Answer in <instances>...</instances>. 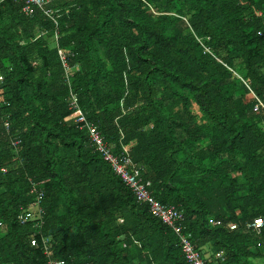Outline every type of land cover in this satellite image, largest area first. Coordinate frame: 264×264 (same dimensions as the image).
Returning a JSON list of instances; mask_svg holds the SVG:
<instances>
[{"label":"trees","instance_id":"1","mask_svg":"<svg viewBox=\"0 0 264 264\" xmlns=\"http://www.w3.org/2000/svg\"><path fill=\"white\" fill-rule=\"evenodd\" d=\"M23 7L0 0V264H189L70 119L73 95L203 257L264 264V110L251 92L264 103V0H55L56 21ZM33 183L45 215L23 224Z\"/></svg>","mask_w":264,"mask_h":264},{"label":"built area","instance_id":"2","mask_svg":"<svg viewBox=\"0 0 264 264\" xmlns=\"http://www.w3.org/2000/svg\"><path fill=\"white\" fill-rule=\"evenodd\" d=\"M24 2L23 7V14L25 16L31 17L35 14V10L38 9L39 11L43 12L45 16L52 19L53 21H56L57 13L50 9L49 6L55 1V0H22ZM257 15L260 17L264 16V12H257ZM261 36L262 34L259 33ZM199 42L203 45L206 52L213 55L212 50L207 47L201 40ZM214 56V55H213ZM61 60L67 70V75L71 74L69 73V67L67 65V57L64 54H61ZM220 63H222L225 67H227L236 77L239 81L244 83L248 88H250L249 82L245 81L235 70L228 67L225 63H223L221 60L218 59ZM3 78H0V81H2ZM255 96V95H254ZM257 105L255 110L260 111L264 110V103L256 97ZM72 115L70 119H75L76 122H78L81 125L82 129H87L92 145L96 148V151L99 152L104 160L109 163L112 168L115 170V173L118 174L120 177L124 179V181L129 185L135 194L138 197V200L141 202H145L149 204V212L154 217L160 220L164 225H166L168 228L173 230L176 235L179 238V242L182 248V251L187 259V262L189 264H225L226 263V256L223 252H219L213 255V253L207 254L205 257H203V254L201 251H198L194 244L192 243L191 235L184 232L181 225H178L177 222H180L179 220L182 219L181 213L177 210L174 206H168L164 205L161 202H159L154 196H152L149 186L150 183L144 184L142 183V180H137L138 174L136 175H130L127 171V167L123 164L122 159L117 157L111 150V148L108 147V145L105 143L103 137L97 130V127L88 122L85 114L83 113V110L81 109L79 105V100L77 96H72L71 101V108ZM9 125L7 124V128ZM126 162V164H129L130 161L128 159L123 160ZM9 167L2 168L1 172L6 174L9 172ZM33 193L36 195V201L31 204L30 208L27 210H22L23 213L19 217L20 221L25 224L27 222H41L43 220V217L45 215V211L41 206V203L44 198V192L42 189L39 188V184L33 183ZM41 223L37 224L36 226L40 227ZM250 229H253L255 232L260 234L261 229L263 227V221L262 220H256L254 224H251L248 226ZM4 228L3 223L0 221V230ZM237 227L235 225L231 226L232 230H235ZM45 244V254L49 256V245L51 244V238H45L43 241ZM32 246H37V241L33 239L31 241ZM49 264H65L63 261H56L51 260L49 261Z\"/></svg>","mask_w":264,"mask_h":264},{"label":"rangeland","instance_id":"3","mask_svg":"<svg viewBox=\"0 0 264 264\" xmlns=\"http://www.w3.org/2000/svg\"><path fill=\"white\" fill-rule=\"evenodd\" d=\"M41 33L40 32H38V31H36V35H40ZM24 44H26V42H24ZM54 46V45H53ZM241 77H242V73H238ZM243 78V77H242ZM193 109H196V108H193ZM194 113L196 114L197 113V111L196 110H194ZM196 116V115H195ZM197 116H199L198 117V121L200 122L201 120H202V116L201 115H199V114H197ZM4 125V124H3Z\"/></svg>","mask_w":264,"mask_h":264},{"label":"clouds","instance_id":"4","mask_svg":"<svg viewBox=\"0 0 264 264\" xmlns=\"http://www.w3.org/2000/svg\"><path fill=\"white\" fill-rule=\"evenodd\" d=\"M213 53V52H212ZM213 56V55H212ZM215 57V56H214ZM217 58V57H216ZM237 72V71H236ZM244 79V78H243ZM249 85H250V83H249ZM250 89V88H249ZM251 92H252V96H253V98H254V100L256 101V98H255V96L257 97V95H255L254 94V92L251 90ZM255 95V96H254ZM263 102V101H262ZM256 105H257V101H256ZM256 105H255V108H256ZM256 111V110H255ZM256 112H259V111H256ZM255 223V222H254ZM254 223H252V224H254ZM251 225V224H250ZM249 226V225H248ZM249 228V227H248ZM237 229V228H236ZM257 233V232H256Z\"/></svg>","mask_w":264,"mask_h":264}]
</instances>
